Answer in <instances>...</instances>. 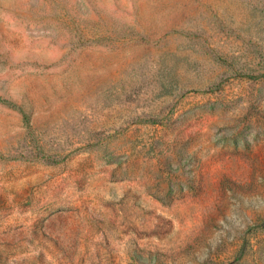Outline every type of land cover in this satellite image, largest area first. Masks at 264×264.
Segmentation results:
<instances>
[{"label": "rangeland", "instance_id": "374dc122", "mask_svg": "<svg viewBox=\"0 0 264 264\" xmlns=\"http://www.w3.org/2000/svg\"><path fill=\"white\" fill-rule=\"evenodd\" d=\"M0 264H264V0H0Z\"/></svg>", "mask_w": 264, "mask_h": 264}]
</instances>
